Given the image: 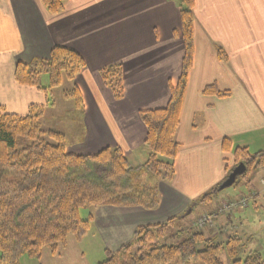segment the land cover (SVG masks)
I'll list each match as a JSON object with an SVG mask.
<instances>
[{
	"label": "crops",
	"instance_id": "0c3cea01",
	"mask_svg": "<svg viewBox=\"0 0 264 264\" xmlns=\"http://www.w3.org/2000/svg\"><path fill=\"white\" fill-rule=\"evenodd\" d=\"M175 2L68 0L62 13L51 16L39 0H0V107L25 115L31 105L54 104L50 92L16 84L14 66L47 59L55 46L72 49L85 68L66 88L75 86L82 97L84 133L66 152L85 156L118 148L126 158L135 157L131 165H140L146 130L139 114L164 108L180 73ZM193 47L175 135L174 176L161 206L167 197L169 203L187 202L185 191L197 181L212 188L225 179L223 139L251 154L264 151V0H194ZM115 64L123 78L119 101L99 78L101 69ZM210 85L229 95H203ZM129 210L132 220L153 214Z\"/></svg>",
	"mask_w": 264,
	"mask_h": 264
},
{
	"label": "trees",
	"instance_id": "16d2710c",
	"mask_svg": "<svg viewBox=\"0 0 264 264\" xmlns=\"http://www.w3.org/2000/svg\"><path fill=\"white\" fill-rule=\"evenodd\" d=\"M66 1L40 0L51 15L60 13ZM176 3L181 25L174 34L181 38L184 48L181 71L174 86H170L166 106L139 114L146 130L143 142L146 156L138 167L130 165L118 148H106L95 155L68 154L62 134L40 130L44 110L41 106L31 105L24 116L8 113L0 107V264H19L22 256L39 259L44 247L55 255L68 237L81 240L89 231L92 217L81 220L80 209L105 206L156 210L161 195L158 185L141 183L140 177L148 174L156 181L170 182L174 175L179 149L175 134L194 52V0H177ZM217 53L221 60L225 59L221 48H217ZM83 68L85 61L79 54L55 46L47 59L17 63L14 80L19 86L52 92L59 88L62 77L71 82ZM42 74L48 78L46 88L40 85ZM99 77L116 100L123 98L121 65L101 69ZM63 94L74 100L78 108L82 107L81 95L75 86ZM202 94L225 98L229 92H220L210 85ZM42 135L51 142L41 139ZM221 148L223 153L232 151L228 139L222 141ZM233 155L235 164L243 163L246 168L239 182L246 178L245 183H248L252 170L264 167V151L251 154L238 147ZM209 201V194L201 200ZM175 220L139 226L131 243L114 253L106 251V259L99 264H174L177 261L224 264L221 254L228 264H264L258 252L246 253L236 236L216 243L200 232H192L178 244H166L164 230L172 227Z\"/></svg>",
	"mask_w": 264,
	"mask_h": 264
},
{
	"label": "rangeland",
	"instance_id": "374dc122",
	"mask_svg": "<svg viewBox=\"0 0 264 264\" xmlns=\"http://www.w3.org/2000/svg\"><path fill=\"white\" fill-rule=\"evenodd\" d=\"M64 6L65 2L60 13L63 12ZM175 6L178 10L176 2ZM192 14V35L194 39V7ZM180 25L179 16V27L175 30L176 32H179ZM174 32V37L178 38L183 46L181 38L178 35H175ZM19 62L20 61L16 62L15 66ZM75 78L73 80H75ZM41 79L43 81L42 83ZM39 80L41 86L45 88L48 87L47 75H40ZM66 82L69 81L65 77H62L59 88L50 92L51 98L54 100V104L52 103V105L49 106H41L44 110L40 118L42 125L40 130L44 133L48 130L54 131L51 128H55L56 131L54 132H58L64 137L65 147L67 148V144L80 142V138L84 133V127L81 120V112H83L84 108L82 97L81 108H78L75 105L74 100L65 98V94L63 93L70 90V88H66ZM171 86H174V84ZM73 110L76 112L74 113ZM41 139L51 142L45 135H42ZM143 145L144 144H142V149H144ZM235 148L238 147H233L231 143L232 151L227 153L222 152L223 154H228V156L223 159V162H227L229 170L225 179L221 183H218L215 187L211 188L206 185L203 186L202 182L197 181V187H188L185 191L188 200L187 202L169 203L171 197H167V199L164 198L165 200H163V204L161 206L163 199L162 192L167 194V185L171 183L173 177L170 182L161 180L156 181L148 174H145L140 177V182L145 184L156 183L161 194L160 202L156 210L147 211L149 213H153L152 215L146 214L142 217V219L138 218L139 220H132L130 217L131 215H129L132 210L129 209L136 207L113 208L101 206L98 208L80 209L78 211V216L81 220H87L88 217H92L89 231L81 240L68 237L65 245L60 246L55 255L51 254L50 250L44 247L41 250V256L39 259H31L26 256H22L19 259V264H99L106 259V251L114 253L119 250L121 246L131 243L134 233L139 226L161 224L171 218H176V220L172 227L164 230V239L167 237L166 244H178L179 242L185 240L192 232H200L206 238L213 239L216 243H224L228 240V238L236 236L241 240L246 253L249 251H256L264 258V185H262L261 182L264 178V167L252 170L248 176V183H245L246 178H241L240 183L220 192L217 191L218 187L227 179L230 172L238 165L234 162L235 158L233 150ZM123 156L125 157L124 154ZM138 156L140 157V162L142 163L145 160L144 157L146 156L145 149L142 150ZM133 158L135 157L126 158L130 165L132 164L130 161H132ZM134 165L132 166H139L137 163ZM185 185L188 186L187 183ZM186 186L184 188H186ZM207 194L210 195V201L208 203L201 202ZM178 211L181 212L179 213ZM154 213H157L158 215H155ZM220 259L224 264H228L224 254L220 255ZM174 264L181 263L177 261Z\"/></svg>",
	"mask_w": 264,
	"mask_h": 264
},
{
	"label": "water",
	"instance_id": "95a60500",
	"mask_svg": "<svg viewBox=\"0 0 264 264\" xmlns=\"http://www.w3.org/2000/svg\"><path fill=\"white\" fill-rule=\"evenodd\" d=\"M246 168L244 164L239 163L228 175L227 179L218 187L217 191L220 192L224 189L230 188L239 183V178L244 174Z\"/></svg>",
	"mask_w": 264,
	"mask_h": 264
},
{
	"label": "built area",
	"instance_id": "2783aa9c",
	"mask_svg": "<svg viewBox=\"0 0 264 264\" xmlns=\"http://www.w3.org/2000/svg\"><path fill=\"white\" fill-rule=\"evenodd\" d=\"M262 184L264 185V180H262Z\"/></svg>",
	"mask_w": 264,
	"mask_h": 264
}]
</instances>
